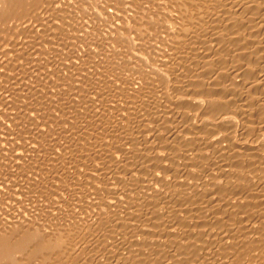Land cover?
Returning a JSON list of instances; mask_svg holds the SVG:
<instances>
[{
	"label": "bare ground",
	"instance_id": "bare-ground-1",
	"mask_svg": "<svg viewBox=\"0 0 264 264\" xmlns=\"http://www.w3.org/2000/svg\"><path fill=\"white\" fill-rule=\"evenodd\" d=\"M256 63L264 0H0V264H264Z\"/></svg>",
	"mask_w": 264,
	"mask_h": 264
},
{
	"label": "rangeland",
	"instance_id": "rangeland-1",
	"mask_svg": "<svg viewBox=\"0 0 264 264\" xmlns=\"http://www.w3.org/2000/svg\"><path fill=\"white\" fill-rule=\"evenodd\" d=\"M231 58H232V57H231ZM231 58H230V61H229L230 63L228 62L229 64L227 63V65H226V70L229 69V71L233 70V67H234V65H235V62H232V61H233V58H232V59H231ZM231 60H232V61H231ZM231 62H232V63H231ZM230 64H231V65H230ZM256 64H257V65H256L257 67L255 66V70L258 71V69H260L259 67H261V70L263 69V71H264V67H263L261 64H260V65H259V63H256ZM28 65H30V66H28V67L30 68L31 65H32V63H31V64H28ZM232 65H233V66H232ZM227 66H228V67H227ZM230 66H231V67H230ZM258 66H259V67H258ZM262 67H263V68H262ZM32 68H35V67L32 65L31 69H32ZM227 68H228V69H227ZM262 73H264V72H262ZM259 74H260V73H259ZM262 75H263V74H262ZM262 75H261V76H262ZM259 76H260V75H259ZM62 95H63V96H62ZM64 96H65V98H63ZM66 97H67V99H66ZM61 98H63L62 100H64V99L66 100V101H62V102L64 103V105H63L62 102H60V104H59L60 106H59V108H57V111L53 110V111H55V114H56L58 117H59V116L66 115L65 112H66L67 110H66L64 107H65L67 104H69V103H68V102H69V99H68V95H67V94H65V95H64V93H63V94H60L59 99L61 100ZM60 100H59V101H60ZM67 100H68V101H67ZM66 103H67V104H66ZM17 104H18V103H17ZM17 104H16L15 106H17L18 110H17V108L14 109V110H17L15 115H17V117H20V114H21V113H20L19 110L23 109V107H22L23 105H21L20 103H19L18 105H17ZM69 105H70V104H69ZM62 106H63V107H62ZM70 106H71V105H70ZM60 107L64 108L65 110H64V109L61 110ZM73 108H74V107H72V109H71V107H69V109H68L67 112H70L69 110L72 111ZM45 109H46L45 111H47L46 113L49 114V113L51 112V110H50L51 108L48 109V107H47V108H45ZM58 109H59V110H58ZM18 111H19V114H17ZM59 112H61V113H59ZM64 113H65V114H64ZM67 114H70V113H67ZM18 115H19V116H18ZM75 115H76V113H75ZM11 125H13V124H11ZM29 125H30V124H28L27 127H30V126L32 127V126H33V125H30V126H29ZM31 127H30V128H31ZM139 130H140V129H136V128H135V129H134V134L137 135V136H140V135H141V134H140V133H141V130H140V131H139ZM137 131H138V134H136ZM1 132H2V133H1ZM14 132H15V131H14ZM27 132H28V133H26V135H23L24 131H22V133H20L21 135H23L22 137H19V136H21V135H20L17 131H16L15 133H13L12 135L15 136V137L12 136V139L15 138L14 140H12V141H14V145L11 144L12 141H10V142H6V143H7V144H6L7 146H9V147L11 146V147H12V145H13V148H14V149H15V148L17 149V148H19V147L22 145V144H21V141H22V140H23V141H22L23 144L26 143V144L29 145V146H28V145H26V146L30 147L32 150L29 149V151H30L29 154H28V152H26V150H25V153H24V154L27 155V157H26V160H23V161H26V162H23V163L26 165V167L29 166L28 164H31V163H33V162L35 163V161H33L32 159H34V160H35L36 158L38 159V157H36V156L39 155V157H42V155H43V153H44V150L41 151V150H37V149H36L35 152H37V153H35V152L33 151V150L35 149V145H36V143L38 142V140L41 141L42 139H41L40 137H39L38 139H36L37 136H36L35 134H33L34 132L30 133V131H28V130H27ZM135 132H136V133H135ZM2 134H3V135H2ZM4 134H5V132L3 133V131H0V136H1V137H2V136H5ZM18 134H19V135H18ZM139 134H140V135H139ZM16 135H17V136H16ZM56 135H57V134H56ZM24 136H25V137H24ZM26 136H27V137H26ZM32 136H33V137H32ZM57 136H59V135H57ZM57 136H56V137H57ZM18 137H19V138H18ZM28 137H29V138H28ZM56 137H54L53 139H56ZM17 138H18V139H17ZM20 138H22V139H20ZM31 138H32V139H31ZM16 139H17L18 141H20V142H18ZM29 139H31V140H29ZM32 140H33L34 148H32V147H33V146H32V145H33V144H32ZM35 140H37V142H36ZM43 140H44V139H43ZM52 141H53V144H55V143H54V140H52ZM52 141H51V144H52ZM16 142H17L19 145H17ZM29 142H30V143H29ZM8 143H9V144H8ZM43 143L45 144L46 141H44ZM47 143H48V141H47ZM47 143L45 144V146H46L47 149H48V148H50V144H47ZM10 144H11V145H10ZM15 144H16V145H15ZM94 144H95V143H93V145H94ZM178 144L181 145V143H178ZM30 145H31V146H30ZM95 145H96V144H95ZM95 145H94V146H95ZM180 145H179V146H180ZM93 148H94V147H93ZM93 148H92V149L89 148V151H91V152H90L91 154H94V155L96 156V153L98 152V150H95V149H93ZM90 149H91V150H90ZM48 150H49V149H48ZM94 150H95V151H94ZM27 151H28V149H27ZM31 151H32V152H31ZM39 151H40V152H39ZM33 152H34V154H33ZM38 152L41 153V155L38 154ZM31 153H32V154H31ZM28 155H29V156H28ZM32 155H33V158H31ZM34 155H35V157H34ZM30 156H31V157H30ZM43 156H44V155H43ZM29 157H30V159H29ZM94 158H96V157H94ZM27 159H28V160H27ZM37 159H36V160H37ZM130 160L133 161L134 159L131 158ZM29 161H30L31 163H30ZM26 163H27V164H26ZM49 163H50V162L48 161V164H49ZM52 164H53V165H52ZM54 164H55V163L52 162V163L49 164V165H52V167H54L53 169L57 168V167H55V166H60L59 164H55V166H54ZM49 165H47V167H49V168H47L45 164H44V167H42L43 165L40 164L41 168H43V170H41V171H42L43 173H44V172H45V173L47 172L46 175H47V174H51V173L48 172V170H51V169H50L51 167H50ZM40 166H39V167H40ZM8 167H9V166H8ZM9 168H11V167H9ZM59 168H62V170H63V166H60ZM45 169H47V170L44 171ZM57 170H58V172H59V171L61 172V170H59L58 168H57L55 171H57ZM45 173H44V174H45ZM26 182H27V183H26ZM26 182L24 183V186L26 185V186L24 187L25 189L20 187L21 190L24 189V190H23L24 194L22 193V191H20V194H21V195L23 194V195L21 196V198L24 197L22 201L26 200L27 203L30 204V205H31V203L33 204V201L35 202V204H37V203L39 202V199H40V198L37 196L38 193H36L37 191L35 190V189H36V186L33 184L32 181H31L30 183H29V181H26ZM31 183H32V184H31ZM27 185H28V186H27ZM34 186H35V188H34ZM22 187H23V186H22ZM28 187H29V188H28ZM30 187H31V188H30ZM32 189H33V190H32ZM34 190H35L36 192H35ZM36 194H37V195H36ZM25 197H26V198H25ZM4 198H5V197H4ZM30 200H31V202H30ZM32 200H33V201H32ZM36 200H37L38 202H37ZM94 201H95V200H94ZM23 203H24V204H23V205H24L23 208H26L27 210L30 209V208H34V207H32L34 204L31 205V207H30V205L25 204V201H24ZM27 205H28V206H27ZM94 205H95V204H94ZM94 205H93V206H92V205L89 206V207H92V208H91L92 210L89 208V214H92V215H93V214L95 213V211L97 212V210H95V209H97V206L95 205V206H96V208H95ZM93 207H94V208H93ZM76 219H79V218H76ZM76 221H77V220H76ZM85 239H86V241H85V245L87 246V247L85 246V247H86V250H87V251H86V254H88V252L91 253V257H94V259H95V256H94V255H96V253H95L96 250H93V248L95 249L96 246L94 247V245L91 244L92 241H91L89 238H85ZM87 240H88V241H87ZM90 241H91V242H90ZM110 241H112V240H110ZM89 242H90V243H89ZM90 244H91V245H90ZM87 248H88V249H87ZM92 250H93V251H92ZM93 253H94V254H93ZM94 264H96V263H94ZM130 264H134V263H131V262H130ZM135 264H137V263H135Z\"/></svg>",
	"mask_w": 264,
	"mask_h": 264
}]
</instances>
